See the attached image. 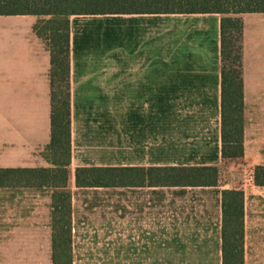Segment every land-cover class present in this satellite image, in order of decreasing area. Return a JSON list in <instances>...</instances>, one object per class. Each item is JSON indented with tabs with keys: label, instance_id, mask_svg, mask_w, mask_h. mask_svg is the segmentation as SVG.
Returning a JSON list of instances; mask_svg holds the SVG:
<instances>
[{
	"label": "crops",
	"instance_id": "1",
	"mask_svg": "<svg viewBox=\"0 0 264 264\" xmlns=\"http://www.w3.org/2000/svg\"><path fill=\"white\" fill-rule=\"evenodd\" d=\"M43 17L0 14V167L50 166L41 154L51 140ZM221 19L70 16L73 264H223L222 191L231 187L221 180L75 182L77 167L223 166ZM251 60L244 23V157L251 112L264 111V72ZM245 228L244 264H264V230Z\"/></svg>",
	"mask_w": 264,
	"mask_h": 264
},
{
	"label": "trees",
	"instance_id": "2",
	"mask_svg": "<svg viewBox=\"0 0 264 264\" xmlns=\"http://www.w3.org/2000/svg\"><path fill=\"white\" fill-rule=\"evenodd\" d=\"M220 13L222 56V157L241 159L244 147L243 30L245 13H264V0H0V14L49 16L36 28L50 33L51 140L42 155L50 166L0 167V188H35L52 191V262L73 264L71 163V40L70 16L116 13ZM43 24L42 31L40 24ZM238 33L235 48L231 36ZM234 54L236 68L227 69ZM219 166L77 167L78 187L161 185H218ZM255 182L264 186V165L255 169ZM223 264H244V193L222 191Z\"/></svg>",
	"mask_w": 264,
	"mask_h": 264
},
{
	"label": "rangeland",
	"instance_id": "3",
	"mask_svg": "<svg viewBox=\"0 0 264 264\" xmlns=\"http://www.w3.org/2000/svg\"><path fill=\"white\" fill-rule=\"evenodd\" d=\"M241 18L247 27L253 69L264 72V13H245ZM40 26L42 31L43 24ZM46 37L50 33L44 31L43 38L48 44ZM237 38L234 29L231 39L235 48L239 44ZM235 53L227 60V69L236 68ZM251 114L253 126L248 133L246 157L223 164L220 180L229 189L243 191L247 229L264 230V186L255 182L256 167L264 165V111ZM52 211L49 189L0 188V264H52Z\"/></svg>",
	"mask_w": 264,
	"mask_h": 264
}]
</instances>
